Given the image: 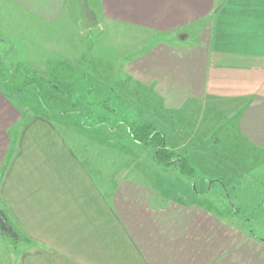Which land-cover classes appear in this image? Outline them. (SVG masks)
<instances>
[{
    "label": "crops",
    "instance_id": "obj_1",
    "mask_svg": "<svg viewBox=\"0 0 264 264\" xmlns=\"http://www.w3.org/2000/svg\"><path fill=\"white\" fill-rule=\"evenodd\" d=\"M7 1L33 22L74 20L72 38H48L43 55L28 60L44 64V78L55 82L67 104L91 89L88 80H102L88 65L106 61L113 82L135 89L132 100L118 87L115 95L109 93L113 117L133 119L139 113L157 129L162 122L176 145L184 138L205 145L208 139L198 141L197 127L209 125V139L231 144L233 156L203 155L205 169L224 176L228 162H236V175L250 179L245 185L264 186V0H88L113 29L164 36L196 26L193 40L153 39L157 43L146 54L140 40L135 53L125 42L108 59L93 54L89 64L79 0ZM151 53H157L156 66L147 61ZM95 91L99 97L100 88ZM73 115L27 117L0 84V208L31 240L18 259L0 243V264H264V238L248 237L246 229L205 203L166 194L164 182L150 171L134 174L130 163L118 172L102 170L91 153L93 168L66 131L86 145L129 154L77 131L83 127ZM192 122L198 132L186 136ZM98 128L109 131L105 124ZM179 191L173 186L169 192Z\"/></svg>",
    "mask_w": 264,
    "mask_h": 264
},
{
    "label": "rangeland",
    "instance_id": "obj_2",
    "mask_svg": "<svg viewBox=\"0 0 264 264\" xmlns=\"http://www.w3.org/2000/svg\"><path fill=\"white\" fill-rule=\"evenodd\" d=\"M24 15L20 8L12 1L0 0V84L6 89L10 98L22 109L24 115L28 117L35 113H41L58 120L62 117L61 119L63 120L64 115L74 114L73 117L76 116L77 120L79 119V121H75L74 123L80 124L83 127L75 128L77 131L82 132L87 137H100L99 139L102 141V144L116 147L130 155L120 157V152L109 150L107 147L86 145L78 140L69 130H65L69 139H72L70 141L73 144L74 142L76 143L74 145L82 151V154L93 168L96 165L90 159L89 155L91 153L96 156V160L100 159L101 166H98V168L102 170L116 169L118 172L123 170L124 165L130 163L134 174H138L139 171L137 170L150 171V174H154L153 178L161 180L162 183L164 182L166 194L180 197L181 199L185 197L187 200H197L205 203L210 211L214 210L218 214L223 215V217L225 216L224 218H227L233 224L246 229L248 237L264 238V192H257L264 188V186L256 190L255 188L258 187H250L253 182L245 185L250 179L246 174L243 177L236 175V162H228L229 169L226 173L227 175L224 176L216 172L217 170L212 169L208 171L204 167L205 164H203L201 159L203 155L207 157L211 155L217 160H220L221 156L222 158L233 156L230 152L231 147H233L231 144L229 146L221 145V141H217L216 137L211 140L209 139V134L213 127L209 128V125H200L198 123L197 128L199 132L196 131L200 134L198 141L203 140L201 142H204L207 138L208 140L205 145H202L203 143L192 145L194 141L188 143L187 139L184 138L185 135L181 144L176 145V140L172 137L171 130H168L169 126L164 128L162 122L159 125L157 123L159 131H162V128L166 130L164 131L168 135L166 146L168 150H172L175 154L173 160L170 159L174 162L173 164L159 163L155 158V149L147 146L145 143L135 142L129 133L130 124L135 123L133 119L135 118L136 122L138 120L141 121L139 113H135L133 119L130 116H127V119L126 117L120 118L122 117L120 116L114 120V117L118 114L113 117L110 112L109 93L115 95L117 93L115 92L116 87H118L120 93H126L132 100L135 89L129 82L122 81L119 84L115 81L113 82L114 78L111 79L109 77L110 69L106 61L101 60L100 64L88 65V69L91 68L92 72L98 69L102 80L98 81V84L96 80L93 82H91L92 80H88V84L85 83V85L91 89L88 88V91L84 90V94L81 93L76 98V103L73 104H67L68 101L66 102L59 89L55 88V82L44 78L46 73L44 64L38 63V67L29 64L28 60L30 58L40 54L43 55L48 38H59L61 34L69 36V39L72 38L74 36L73 30L76 31L77 29L74 20L65 19L69 23L65 22L63 24L58 22L43 24L39 21L33 22ZM98 18L99 23L95 27L84 28L81 26V34L84 38L88 39L89 46L91 47V51L88 50L85 55L88 58V64L93 54H99L100 58L108 59L110 52L121 51V47L126 46H124L125 42H127L130 50L132 49L131 51L129 50L130 53H135L138 49L137 43L140 40V45L145 44L143 47L140 46L143 48L142 53L146 54L157 43L156 41H151L153 39H170V41L185 42L193 40L196 35L194 31L196 26L163 36V34L138 30L134 27H117L113 29L101 17L98 16ZM110 37H112L111 42L114 43L115 41L116 46L109 45ZM156 55L157 53L149 55L147 61H150V66H156L158 61ZM168 59L169 55L167 56ZM167 69L170 70L168 67ZM162 70L165 71L166 67L162 68ZM98 87L100 88L99 97L95 95L97 93L95 90ZM97 103L102 104L101 107H97ZM131 113L133 114V112ZM214 117L216 118L215 115ZM66 119L68 120L67 123H72V119L70 120L69 116ZM216 121L217 124L221 122L219 119ZM181 122L183 121L181 120ZM104 124L108 125L110 132H107V129L105 131L98 128ZM194 125L196 126V122H192L190 126L186 127L188 128L186 136H190L191 130V133L196 134V132H193ZM82 140L88 142L86 139ZM177 156L185 157L189 160L190 165H193L195 170L189 173L183 172L180 168L181 166L177 164ZM217 169H220V166ZM157 174L164 176L157 178ZM153 178L151 179L153 180ZM169 186L172 188L175 186L176 191L180 190L179 193H170L169 191L172 188L169 190ZM0 209L3 210L6 216L8 215L6 210ZM0 243L17 258L23 248L22 246L25 243H31V240L29 242L15 241L11 237L0 233Z\"/></svg>",
    "mask_w": 264,
    "mask_h": 264
},
{
    "label": "trees",
    "instance_id": "obj_3",
    "mask_svg": "<svg viewBox=\"0 0 264 264\" xmlns=\"http://www.w3.org/2000/svg\"><path fill=\"white\" fill-rule=\"evenodd\" d=\"M118 116H122L120 118L124 117L123 114ZM134 121L135 123L130 124L129 126V133L133 137L134 141L137 143H145L147 146L153 147L155 149V158L159 163L173 164L174 162L170 159L173 160L175 154L172 150H168L166 146L167 138L165 133L159 131L153 122L139 120L136 122V119ZM125 122H127V120H125ZM177 164L181 166L180 168L183 172L189 173L195 170V167L193 165H190L189 160H187L185 157L177 156ZM0 211L3 210L0 209ZM7 218L8 222L13 228L14 233L10 234L8 232L3 231L1 228L0 233L11 237L15 241L29 242L30 238L23 232V230L18 226V224L14 222L8 215Z\"/></svg>",
    "mask_w": 264,
    "mask_h": 264
},
{
    "label": "water",
    "instance_id": "obj_4",
    "mask_svg": "<svg viewBox=\"0 0 264 264\" xmlns=\"http://www.w3.org/2000/svg\"><path fill=\"white\" fill-rule=\"evenodd\" d=\"M82 14V24L86 28H92L98 25L99 19L96 12L89 5L88 0H79ZM0 227L2 230L13 234V228L8 222V218L3 211H0Z\"/></svg>",
    "mask_w": 264,
    "mask_h": 264
}]
</instances>
